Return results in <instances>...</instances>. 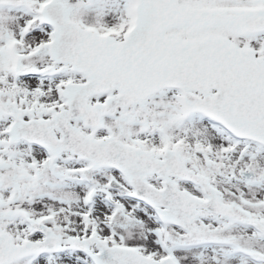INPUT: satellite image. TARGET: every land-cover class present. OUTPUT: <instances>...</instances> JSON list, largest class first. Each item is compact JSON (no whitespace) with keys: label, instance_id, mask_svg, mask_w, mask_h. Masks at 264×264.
I'll list each match as a JSON object with an SVG mask.
<instances>
[{"label":"snow or ice","instance_id":"6c2138e0","mask_svg":"<svg viewBox=\"0 0 264 264\" xmlns=\"http://www.w3.org/2000/svg\"><path fill=\"white\" fill-rule=\"evenodd\" d=\"M0 264H264V0H0Z\"/></svg>","mask_w":264,"mask_h":264}]
</instances>
